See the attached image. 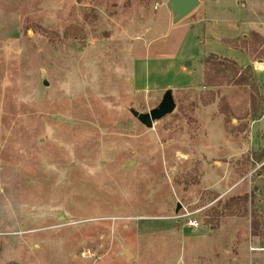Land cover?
Returning a JSON list of instances; mask_svg holds the SVG:
<instances>
[{
  "label": "rangeland",
  "instance_id": "1",
  "mask_svg": "<svg viewBox=\"0 0 264 264\" xmlns=\"http://www.w3.org/2000/svg\"><path fill=\"white\" fill-rule=\"evenodd\" d=\"M168 2L0 0V264H264V103L204 82L261 56L264 0ZM167 89L152 128L130 112Z\"/></svg>",
  "mask_w": 264,
  "mask_h": 264
},
{
  "label": "trees",
  "instance_id": "2",
  "mask_svg": "<svg viewBox=\"0 0 264 264\" xmlns=\"http://www.w3.org/2000/svg\"><path fill=\"white\" fill-rule=\"evenodd\" d=\"M253 38L256 42L252 48L254 51H259L261 55L260 57L256 56V59L261 58L264 60V37L255 32L253 33ZM204 67L205 86L212 88L221 86L227 82L233 85L249 88L250 115L252 120L260 118L259 116L264 103V94L260 91V84L254 66L248 65L246 67H241L235 60L210 52L204 59ZM255 153V161L257 163H263L260 172L264 175V152ZM247 197L248 196H238L228 199L223 205V209L219 212L224 214L227 211L234 212L242 209L244 203L247 202ZM255 226V223H253V227Z\"/></svg>",
  "mask_w": 264,
  "mask_h": 264
},
{
  "label": "water",
  "instance_id": "3",
  "mask_svg": "<svg viewBox=\"0 0 264 264\" xmlns=\"http://www.w3.org/2000/svg\"><path fill=\"white\" fill-rule=\"evenodd\" d=\"M201 0H169L167 3L168 8L172 14V23L176 24L188 15H190L198 6H200ZM46 71H42L44 85H49L48 80L45 78ZM176 108V101L174 97V90L167 89L163 94L160 104L153 108L149 112H139L134 107H131L130 112L148 128H152L154 122L164 118L171 114ZM181 208V204H178L176 212ZM125 255L127 258L133 256L129 249H125Z\"/></svg>",
  "mask_w": 264,
  "mask_h": 264
},
{
  "label": "crops",
  "instance_id": "4",
  "mask_svg": "<svg viewBox=\"0 0 264 264\" xmlns=\"http://www.w3.org/2000/svg\"><path fill=\"white\" fill-rule=\"evenodd\" d=\"M232 44V43H231ZM233 45V44H232ZM235 47V46H234ZM236 48V47H235ZM238 49V48H237ZM242 50V49H241ZM249 56V55H248ZM250 58V57H249ZM250 65L254 66L255 70H256V74L259 73L261 70L264 69V60L263 61H255L254 59L250 58ZM240 65V64H239ZM241 66V65H240ZM241 67H246V66H241ZM260 83V82H259ZM260 91L263 93L262 89H261V85H260ZM264 117V116H263ZM262 117V118H263ZM254 123V121L252 122ZM262 175V174H261ZM262 177L264 178V175H262Z\"/></svg>",
  "mask_w": 264,
  "mask_h": 264
},
{
  "label": "built area",
  "instance_id": "5",
  "mask_svg": "<svg viewBox=\"0 0 264 264\" xmlns=\"http://www.w3.org/2000/svg\"><path fill=\"white\" fill-rule=\"evenodd\" d=\"M187 223L192 226V227H198L199 226V222L197 219L194 218H188Z\"/></svg>",
  "mask_w": 264,
  "mask_h": 264
}]
</instances>
